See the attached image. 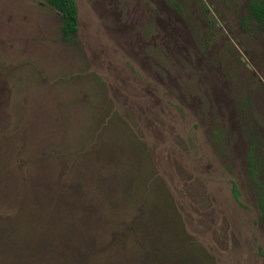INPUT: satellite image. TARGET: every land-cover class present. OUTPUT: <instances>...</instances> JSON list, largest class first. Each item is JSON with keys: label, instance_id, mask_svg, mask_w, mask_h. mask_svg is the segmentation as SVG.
<instances>
[{"label": "rangeland", "instance_id": "rangeland-1", "mask_svg": "<svg viewBox=\"0 0 264 264\" xmlns=\"http://www.w3.org/2000/svg\"><path fill=\"white\" fill-rule=\"evenodd\" d=\"M76 1L0 0V264H264L248 0Z\"/></svg>", "mask_w": 264, "mask_h": 264}, {"label": "trees", "instance_id": "trees-1", "mask_svg": "<svg viewBox=\"0 0 264 264\" xmlns=\"http://www.w3.org/2000/svg\"><path fill=\"white\" fill-rule=\"evenodd\" d=\"M48 3L55 7L62 14V37L65 41H75V34L79 29V8L76 0H47ZM247 17L264 27V0L247 1ZM244 20H247L245 18ZM254 149V147H252ZM254 155L253 151L249 152V158ZM261 189L263 186L261 185ZM232 193L237 201H240V188L236 181H232ZM261 217L264 220V193L259 198Z\"/></svg>", "mask_w": 264, "mask_h": 264}, {"label": "water", "instance_id": "water-1", "mask_svg": "<svg viewBox=\"0 0 264 264\" xmlns=\"http://www.w3.org/2000/svg\"><path fill=\"white\" fill-rule=\"evenodd\" d=\"M248 66H249V68L253 71V68H252V66L250 65V64H248Z\"/></svg>", "mask_w": 264, "mask_h": 264}]
</instances>
